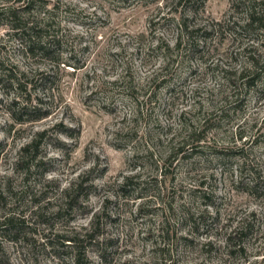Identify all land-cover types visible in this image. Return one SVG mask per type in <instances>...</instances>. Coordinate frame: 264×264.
<instances>
[{"label":"rangeland","instance_id":"374dc122","mask_svg":"<svg viewBox=\"0 0 264 264\" xmlns=\"http://www.w3.org/2000/svg\"><path fill=\"white\" fill-rule=\"evenodd\" d=\"M31 1L62 39L57 74L9 29L5 9ZM248 10L264 0H0V73L53 75L26 87L36 113L15 123L0 74V220L21 224L16 242L0 232L10 264H72L75 248L49 243L92 229L81 264H264V68L239 77L264 35Z\"/></svg>","mask_w":264,"mask_h":264},{"label":"trees","instance_id":"16d2710c","mask_svg":"<svg viewBox=\"0 0 264 264\" xmlns=\"http://www.w3.org/2000/svg\"><path fill=\"white\" fill-rule=\"evenodd\" d=\"M32 1L29 2L22 10L15 9V8H7L5 9V14L7 15L9 29L13 37L17 39L21 48L23 50V54L30 58L39 57L47 62L50 66L49 71H54L57 74V70H59V66L62 65L66 67L65 63H60L59 65V56L61 55L62 51V39L56 34H50L46 32L47 26L41 25L40 22L32 20L30 17V7H32ZM247 21L244 25L245 28H254L255 31L261 32L264 35V13L257 14L253 10H248ZM46 28V29H45ZM264 44V41H263ZM264 68V58L262 60L254 59L251 62V69L243 70L240 72L239 77L244 80V84L247 87L250 86L251 82L254 80L256 76L259 75L260 70ZM4 71V70H3ZM1 76L7 78V81L11 88L14 89V96L10 99L9 107L11 110H16V114L14 112L11 116H14L13 120L15 123L23 122L22 117L28 116L31 113H36L35 109L38 105H32V100L36 98L35 95H32L29 91L27 92L26 87L29 85L31 89H33V85L40 82H47L48 77L53 76L52 74H45L44 71H20V70H9L0 73ZM41 102V101H38ZM30 118V117H28ZM42 116H35L31 117L29 120L39 119ZM45 133L37 132L33 139L26 144L22 148V153L25 154V159H34L37 155L40 142L43 138ZM198 140V139H197ZM83 176L79 177V182L73 184L70 188L67 189L65 200H67L69 209L75 207V203L79 200V197L82 195L83 191H86L83 186ZM67 198V199H66ZM20 221L14 219L13 217H5L0 220V232H5L8 235L11 234L13 239L12 241L19 240V236L21 233ZM14 232V233H13ZM2 236V235H1ZM97 234L95 231L87 230L84 235L81 236L79 240L75 237L70 239H64V236H55L53 241H51V248L53 250L58 251L62 249L64 246L66 248H71L72 250L75 248L76 250L73 251L75 256L72 259V264H81V259L83 258V251L77 250L75 243L80 244L84 241L88 240L87 242L96 241ZM26 238L23 237V240ZM67 243V244H66ZM0 264H10L8 259L4 256V250L0 243Z\"/></svg>","mask_w":264,"mask_h":264}]
</instances>
